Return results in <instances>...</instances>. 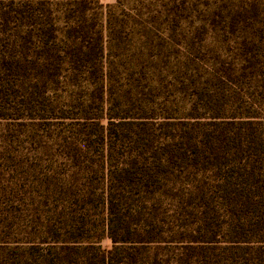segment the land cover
Listing matches in <instances>:
<instances>
[{"label": "trees", "instance_id": "16d2710c", "mask_svg": "<svg viewBox=\"0 0 264 264\" xmlns=\"http://www.w3.org/2000/svg\"><path fill=\"white\" fill-rule=\"evenodd\" d=\"M155 2L0 0V264H264V0Z\"/></svg>", "mask_w": 264, "mask_h": 264}, {"label": "rangeland", "instance_id": "374dc122", "mask_svg": "<svg viewBox=\"0 0 264 264\" xmlns=\"http://www.w3.org/2000/svg\"><path fill=\"white\" fill-rule=\"evenodd\" d=\"M117 0H99V2L106 6V5H110L113 3H116ZM128 2L127 7H140L142 6V11H144L145 16L147 17L148 21L150 24L152 25H158V22H155L157 20V18L155 17V11L157 9H159L160 3L155 2V0H126ZM164 26H162L161 24V29ZM190 26L187 24V28H189ZM160 29V30H161ZM157 32V30H155ZM193 34L195 32V30H192ZM193 36V35H192ZM215 43L214 40H210L208 39L206 44H205V49L208 46H213ZM169 49V48H168ZM138 61H142V60H138ZM15 134V133H14ZM16 139V138H14ZM32 147H34V144L32 143V140L26 136H21L18 138L17 141H13L12 142V146H11V153L13 155H16L19 151L22 152H26V150L28 149V151H30V149H32ZM16 174V173H14ZM17 213V212H15ZM17 217L14 218L13 223H14V231H15V236L16 237H22V234H18L20 229H22L21 227L24 225L22 224V216L21 215H17ZM18 237V238H19ZM100 244L103 248L108 249L111 247V241L109 240L108 237L103 236V238L100 241ZM28 245H25V243H18V242H14L11 245V258H10V264H36V261H34L33 255H29L30 253L27 250Z\"/></svg>", "mask_w": 264, "mask_h": 264}]
</instances>
